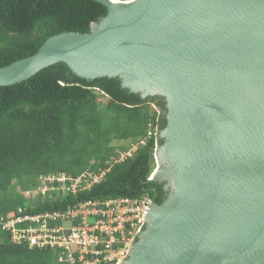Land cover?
Returning <instances> with one entry per match:
<instances>
[{
  "label": "water",
  "instance_id": "95a60500",
  "mask_svg": "<svg viewBox=\"0 0 264 264\" xmlns=\"http://www.w3.org/2000/svg\"><path fill=\"white\" fill-rule=\"evenodd\" d=\"M108 14L0 67L57 63L166 101L154 202L123 264H264V0H96Z\"/></svg>",
  "mask_w": 264,
  "mask_h": 264
},
{
  "label": "trees",
  "instance_id": "16d2710c",
  "mask_svg": "<svg viewBox=\"0 0 264 264\" xmlns=\"http://www.w3.org/2000/svg\"><path fill=\"white\" fill-rule=\"evenodd\" d=\"M107 14L108 8L96 0H0V67L34 54L52 35L88 32L93 22ZM102 96L108 98L107 104ZM153 101L160 115L151 113ZM165 113L161 97L144 98L131 92L118 77H78L63 63L23 82L0 86V217L12 215L19 207L26 213H42L66 210L87 200L147 195L156 203L163 202L167 197L164 184L149 180L157 138L145 144L140 141L150 123L159 130L166 126ZM115 139L139 146L92 187L64 198L55 193L25 195L38 186L42 176L66 173L77 177L87 169L99 173L108 168L117 150L128 148L115 146ZM157 142L161 144L162 139ZM0 264L68 263L60 262L52 248L15 242L11 230L0 225Z\"/></svg>",
  "mask_w": 264,
  "mask_h": 264
},
{
  "label": "built area",
  "instance_id": "2783aa9c",
  "mask_svg": "<svg viewBox=\"0 0 264 264\" xmlns=\"http://www.w3.org/2000/svg\"><path fill=\"white\" fill-rule=\"evenodd\" d=\"M96 91L100 92L98 89ZM151 105L157 109L155 114L160 115L159 107L153 103ZM159 131L156 124L150 123L146 137L140 141L145 144L148 140L157 138L154 147L155 164ZM138 146V143H134L125 150H117V156L107 162L109 167L99 173L87 169L77 177L66 173L42 176L38 186L25 191V195L35 198L55 193L58 198H64L66 195L77 194L100 182L113 164L131 157ZM155 169L149 180H153ZM16 189L21 192L20 186ZM154 202L147 195L139 199L120 197L87 200L66 210L31 214L19 207L12 215L0 217V225L11 230L12 238L17 243L27 242L31 248H52L58 252L60 262L123 264L143 232ZM24 223L27 225L20 226Z\"/></svg>",
  "mask_w": 264,
  "mask_h": 264
},
{
  "label": "rangeland",
  "instance_id": "374dc122",
  "mask_svg": "<svg viewBox=\"0 0 264 264\" xmlns=\"http://www.w3.org/2000/svg\"><path fill=\"white\" fill-rule=\"evenodd\" d=\"M101 101L103 102V104H107L108 103V98L107 97H105V96H102V99H101ZM150 107H151V113L152 114H155V113H157V109H155L152 105H149ZM111 120L112 121H115V118L114 117H111ZM157 137H158V139L161 137L160 136V131L158 132V134H157ZM115 146H117V147H122V146H126V147H129L130 145H132V143H130V141L129 140H117V139H115V140H113V142H112ZM158 147H159V145H158ZM155 171H157V170H160V168L162 169V167H163V165L160 163V161H158V159H157V163L155 164ZM45 181V180H44ZM35 188V187H34ZM43 189L45 188V186H43L42 187ZM36 190V189H35Z\"/></svg>",
  "mask_w": 264,
  "mask_h": 264
},
{
  "label": "flooded vegetation",
  "instance_id": "af4514ba",
  "mask_svg": "<svg viewBox=\"0 0 264 264\" xmlns=\"http://www.w3.org/2000/svg\"><path fill=\"white\" fill-rule=\"evenodd\" d=\"M156 100H158V99H156ZM162 101L165 103V107H166V101H165L163 98H162ZM152 103H153V104H156L155 101H153ZM150 104H151V103H150ZM157 107H158V105H157ZM165 114H167V107H166V113H165ZM165 116H166V115H165Z\"/></svg>",
  "mask_w": 264,
  "mask_h": 264
},
{
  "label": "bare ground",
  "instance_id": "6f19581e",
  "mask_svg": "<svg viewBox=\"0 0 264 264\" xmlns=\"http://www.w3.org/2000/svg\"><path fill=\"white\" fill-rule=\"evenodd\" d=\"M133 1H134V0H133ZM114 2H124V1L115 0ZM128 2H130V1H128Z\"/></svg>",
  "mask_w": 264,
  "mask_h": 264
}]
</instances>
